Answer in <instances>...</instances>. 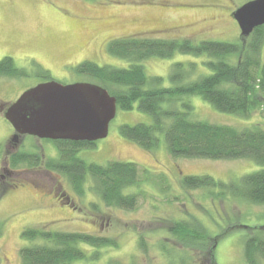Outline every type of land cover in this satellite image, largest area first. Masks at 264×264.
<instances>
[{
	"label": "rangeland",
	"instance_id": "374dc122",
	"mask_svg": "<svg viewBox=\"0 0 264 264\" xmlns=\"http://www.w3.org/2000/svg\"><path fill=\"white\" fill-rule=\"evenodd\" d=\"M248 1L251 0H0V60L12 57L27 72L20 78L0 77V264H22L20 249L44 242L23 239V230L42 226L51 231L116 239L118 247L80 244L88 258L75 264H200L199 258L203 262L209 260V264L210 258L216 264H246L244 243L249 235L258 234L259 228L264 227V205L252 204L247 198L220 196L219 188L187 189L182 179L208 175L225 183L239 181L262 168L254 160L173 158L162 134L159 146L146 151L119 132L125 124L153 123V117L136 103L133 110H117L107 138L78 153L88 163L121 161L139 166V184L124 191L138 195L137 208H108L90 178L81 197L63 174L26 166L14 173L5 172L12 154L6 147L15 131L4 115L21 94L44 81L40 76L43 71H49L52 80L69 84L94 82L75 72V67L84 61L128 68L129 61L108 51L110 41L116 38L146 36L240 45L241 30L230 12ZM207 60V55L176 52L170 58L153 57L140 64L149 77H159L163 87H170L174 85L170 79L174 64H196L184 81L188 83L211 73L204 65ZM182 102L194 107L190 117L193 120L239 129L259 125L264 129L261 108L250 117H242L216 110L199 95L184 97L175 107L183 110ZM168 106L163 104L164 108ZM20 150L42 151L46 158H59L54 141L30 135L23 137ZM66 196L75 207L64 202ZM179 221L204 227L211 237L220 236L211 256L199 257L200 249L178 242L169 227ZM96 251L100 258L92 259L91 254Z\"/></svg>",
	"mask_w": 264,
	"mask_h": 264
},
{
	"label": "trees",
	"instance_id": "16d2710c",
	"mask_svg": "<svg viewBox=\"0 0 264 264\" xmlns=\"http://www.w3.org/2000/svg\"><path fill=\"white\" fill-rule=\"evenodd\" d=\"M242 41L239 45L206 40L195 43L191 39L146 36L116 38L110 41L108 51L117 58L129 61L128 68L100 66L92 61H84L75 67V72L107 89L116 98L118 109L130 111L138 103L141 111L153 117L151 125L125 124L119 129L122 137L144 150L154 151L159 146V135L162 134L173 158L252 159L262 167L259 171L230 183L216 181L208 175L186 176L182 179L184 188H219L220 196L247 198L252 204L264 205V129L259 125L239 129L230 125L193 120L190 117L194 107L190 102H182L183 110L175 107L177 101L181 102L184 97L199 95L220 112L250 117L260 108L263 111L264 26L256 28L249 39L242 38ZM176 52L195 56L207 55L208 60L204 65L211 73L184 83L196 64L179 62L174 64L170 75L174 85L163 87L162 79L149 77L144 66L140 64L153 57L170 58ZM25 76L27 72L19 68L12 57L7 56L0 60V77L14 79ZM40 76L44 79L43 82L52 80L49 71H43ZM163 104L169 106L164 108ZM21 139L23 141V137ZM54 142L59 158H46L42 151L30 153L19 149L9 156L5 172L14 173L26 166L29 169L42 168L46 173L63 174L68 178L73 191L81 197L85 195V186L90 178L94 184L92 187L106 207L129 211L137 208L138 195L124 192L126 188L140 182V169L136 163H88L78 157V153L83 148L95 146V143L69 140ZM21 144L22 142L20 146ZM64 202L73 206L69 196L64 197ZM169 229L182 246L200 249L202 255L199 257L209 256L220 238L211 237L204 227L194 226L186 221L176 222ZM259 229L258 234H251L245 240L246 264H264V227ZM22 238L32 242L44 240L43 243H33L20 249L22 264H75L88 258L80 244L95 248L118 247L116 239L109 236L51 231L47 226L26 228L22 232ZM199 240L205 243H199ZM140 243H145L143 235ZM100 255L96 251L91 254V258L99 259ZM199 262L209 264V260L203 262L200 258ZM210 264H216L215 259L210 258Z\"/></svg>",
	"mask_w": 264,
	"mask_h": 264
},
{
	"label": "water",
	"instance_id": "95a60500",
	"mask_svg": "<svg viewBox=\"0 0 264 264\" xmlns=\"http://www.w3.org/2000/svg\"><path fill=\"white\" fill-rule=\"evenodd\" d=\"M246 40L264 25V0H251L234 13ZM117 100L104 87L91 82H42L26 90L6 109L4 118L18 143L26 135L46 140L97 142L109 135L117 114Z\"/></svg>",
	"mask_w": 264,
	"mask_h": 264
},
{
	"label": "flooded vegetation",
	"instance_id": "af4514ba",
	"mask_svg": "<svg viewBox=\"0 0 264 264\" xmlns=\"http://www.w3.org/2000/svg\"><path fill=\"white\" fill-rule=\"evenodd\" d=\"M239 8V7H238ZM237 10V9H236ZM235 10V11H236ZM235 11H231L230 12V16H231V18H233V13L235 12ZM236 21V20H235ZM237 22V21H236ZM264 26V25H263ZM240 28V27H239ZM254 32V31H253ZM253 34V33H252ZM251 34V35H252ZM251 35L247 38V39H249L250 37H251ZM12 138H13V136H12ZM12 138L10 139V141H9V144L7 145V149L9 150V151H11L12 153H14V152H16V150L17 149H20V143L22 142L21 140V138L19 139V142L18 143H14V142H12ZM18 151V150H17ZM3 178V176L1 177V179Z\"/></svg>",
	"mask_w": 264,
	"mask_h": 264
}]
</instances>
